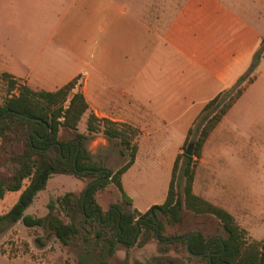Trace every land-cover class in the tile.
<instances>
[{
    "label": "crops",
    "instance_id": "obj_1",
    "mask_svg": "<svg viewBox=\"0 0 264 264\" xmlns=\"http://www.w3.org/2000/svg\"><path fill=\"white\" fill-rule=\"evenodd\" d=\"M240 13L224 0H0V78L8 74L45 92L78 78L74 92L90 107L80 133L87 134L90 112L139 129L136 159L122 185L132 209L145 213L165 202L175 160L205 105L233 84L261 42V29ZM259 77L195 157L194 193L234 217L221 204L230 190L229 155L215 134ZM102 138L87 142L91 154ZM155 159L165 176L155 191L165 199L141 212L125 176L140 161ZM203 172L207 184L199 192ZM255 215L264 222V204Z\"/></svg>",
    "mask_w": 264,
    "mask_h": 264
},
{
    "label": "trees",
    "instance_id": "obj_2",
    "mask_svg": "<svg viewBox=\"0 0 264 264\" xmlns=\"http://www.w3.org/2000/svg\"><path fill=\"white\" fill-rule=\"evenodd\" d=\"M263 55L264 35L245 70L233 84L205 105L190 128L183 150L193 144L194 155L181 153L177 156L165 202L145 213L132 209L122 185V176L136 159L139 129L99 118L90 112L87 134H82L79 123L90 107L82 92H74L78 78L55 92H45L35 91L3 74L8 95L0 103V166L9 168L11 173H0V200L8 192L21 194L18 201L0 215V234L22 222L27 228H41L65 246L79 241L84 243L85 252L79 255L78 264H107L119 247L130 248L135 239L140 246L147 244L152 237L161 239L162 220L166 219L172 225L181 223L182 210L186 209L196 215L213 216L226 233V237H219L198 232V236L194 233L171 242L186 245L190 258L205 264H264V239H248V232L229 211L193 191L195 157H201L210 135L255 81ZM62 130L70 131L72 138L62 139ZM99 134L116 143L120 154L127 157L124 165L116 171H102V162L87 148V142ZM179 173L185 179L183 195L176 183ZM55 175H69L80 180L90 178V187L79 194L66 193L57 202L51 201L44 217L26 215V210ZM111 184L121 193L123 204L104 213L97 194ZM159 250L167 253L169 248L160 246Z\"/></svg>",
    "mask_w": 264,
    "mask_h": 264
},
{
    "label": "rangeland",
    "instance_id": "obj_3",
    "mask_svg": "<svg viewBox=\"0 0 264 264\" xmlns=\"http://www.w3.org/2000/svg\"><path fill=\"white\" fill-rule=\"evenodd\" d=\"M224 1L237 11L240 10L244 18L249 19L258 29H261L257 36L260 41L264 35V0ZM257 70L255 76H260L257 83L227 115L222 127L215 134V143L226 146L225 152L227 156L229 155L227 169L230 173L227 178L230 180V186L226 187H230V190L225 187L226 194L221 204L231 209L237 223L248 231L250 240L264 239V222L260 216L255 215L264 204V59ZM7 95V83L0 78V103ZM72 136L73 134L68 130L61 131L62 139H70ZM102 137L104 136L99 134L94 138L103 139ZM95 146L97 149L93 155L108 171L118 170L127 160V157L124 158L120 154V147L106 138L105 143L100 140ZM160 162H162L161 159L140 161L125 176L127 188V181L132 182L130 186L133 188L129 189V192L141 212H145L147 205L151 202L160 204L162 199H165L155 191L159 180L165 178L164 175H158L162 173L160 166L157 165ZM241 172H246L245 185L241 182ZM0 173L8 175L11 171L7 167L0 166ZM206 175L207 172L201 174L200 184H198L199 192H203L207 184L204 180ZM90 181V178L80 180L69 175H55L48 181L47 188L38 194L25 214L44 217L49 211L48 204L51 201L57 202L69 192L81 193ZM176 183L180 185L179 192L183 195L185 179L180 177V173ZM244 186L250 189L245 190ZM20 194L21 192H8L4 199L0 200V215L7 212L18 201ZM97 200L104 213L109 212L116 205L123 204L121 193L113 184L100 191L97 194ZM241 200L242 203H240ZM181 214L182 222L178 224L172 225L166 219L162 220L164 229L161 231V239L152 237L144 246L136 243L130 248L119 247L107 264H205L190 258L186 245L171 242L198 232L206 236L219 237H226V233L211 215H196L186 209H183ZM242 216H245L247 220L244 224L241 221ZM88 229L93 230V227L88 226ZM160 246L168 247L169 251L162 253L159 250ZM84 252L85 245L80 241L65 246L54 236H48L47 232L41 228H27L22 222L0 234V264H78V257ZM94 256L100 259L96 253Z\"/></svg>",
    "mask_w": 264,
    "mask_h": 264
},
{
    "label": "water",
    "instance_id": "obj_4",
    "mask_svg": "<svg viewBox=\"0 0 264 264\" xmlns=\"http://www.w3.org/2000/svg\"><path fill=\"white\" fill-rule=\"evenodd\" d=\"M194 145L193 144H190L188 145L187 149L184 151V153L188 156H193L194 155ZM102 171L106 172V173H109L110 171L106 170V169H102ZM90 187V185L87 186L86 189H88ZM196 235L198 236V233H196ZM136 243V239L134 240V243L133 245Z\"/></svg>",
    "mask_w": 264,
    "mask_h": 264
}]
</instances>
